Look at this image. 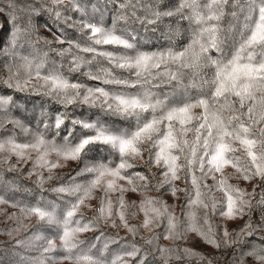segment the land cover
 Masks as SVG:
<instances>
[{
    "label": "trees",
    "instance_id": "1",
    "mask_svg": "<svg viewBox=\"0 0 264 264\" xmlns=\"http://www.w3.org/2000/svg\"><path fill=\"white\" fill-rule=\"evenodd\" d=\"M211 2L197 0L194 8L157 19L155 13L175 11L180 0H0V98L7 100L0 106V264H89L81 259L85 256L99 264H264L259 259L264 257V177L252 175L255 166L230 138L226 140L238 151L229 156L234 162L239 157L241 170L229 164L216 171L209 161L218 138L214 130L211 136L206 129L195 130L202 121L183 126L174 122L179 147L166 149L165 155L177 157L175 179L163 159L157 163L160 145L153 141L163 138L158 134L138 145L139 155L127 158L132 166L121 170L123 179L106 176L88 195L95 174L85 169L97 164L115 168L121 163L119 153L94 144L75 160L59 154L94 135L77 121L131 134L152 119L151 112L138 118L109 110L113 97L151 91L152 102L165 105L157 116L208 98L214 91L208 82L218 65L232 60L264 7V0H221L209 8ZM194 11L216 18L198 22ZM89 26L111 32L132 47L97 44L99 37H93ZM213 28L199 36L194 49L207 48L198 68L159 60V67L120 66L140 55L182 52L194 34ZM164 73L178 74L179 81L169 82ZM57 80L78 87L59 89ZM96 89L108 94L107 103ZM89 90L95 103L84 102ZM228 99L239 108L236 97ZM225 103L220 98L210 111ZM191 111L194 116L204 112L200 107ZM223 115L226 119L231 113ZM58 118L63 120L59 127ZM160 127L165 130V125ZM184 127L191 130L183 132ZM261 127L264 122L252 129L254 138H260ZM260 148L258 144L256 150ZM112 179L115 191L107 189ZM77 186L79 191H73ZM228 196L236 202L237 214L232 216L224 215ZM101 207L111 214H102ZM34 208L51 220L41 219ZM65 220L70 229L86 228L75 234L70 250L60 238ZM49 241L56 247L45 251Z\"/></svg>",
    "mask_w": 264,
    "mask_h": 264
},
{
    "label": "snow or ice",
    "instance_id": "2",
    "mask_svg": "<svg viewBox=\"0 0 264 264\" xmlns=\"http://www.w3.org/2000/svg\"><path fill=\"white\" fill-rule=\"evenodd\" d=\"M221 3V0H212L209 8ZM197 4V0H180L179 6L175 11H169L165 13H155L157 19L161 16H174L178 13H182L185 8H194ZM194 16L198 22H203L206 20L214 19L216 17L209 16L203 17L198 13ZM91 27L93 37H99L95 39L97 44H119L125 45L126 47H132L126 40L121 39L118 36L113 35L111 32L105 31L99 27ZM215 29H204L201 33H196L193 36L192 43L182 52L169 53L166 57H157L155 55H140L135 58L134 63L120 65L121 67H141L147 68L149 65L151 67H159V63L167 64L171 61L174 64H179L184 68H198L201 64V54L207 52V48L200 45L199 52L194 49L196 45L199 44V36L203 35V32H214ZM210 46H216L215 40ZM90 50V49H89ZM191 53V56H189ZM159 60V63L156 61ZM242 60L247 62L242 63ZM211 63L216 64V61H211ZM140 75V73H138ZM169 77V82L172 80L179 81V75L174 73H164ZM214 91L206 99H198L195 103H185L182 106L173 107L167 111L161 112L159 116L156 115L157 111L165 107L164 102L157 100L155 103L152 102L153 93L151 91H145L142 95L123 97L116 96L113 97L114 103H108V109L123 116H133L141 117L145 112H151L153 114L152 119L143 123L142 126L138 127V130L129 134L127 132H113L111 129L105 126H98L95 123H84L77 121L75 123H80L85 129H90L94 132V135L88 136L81 139V141L75 145V147L70 148L65 152L59 153L63 155L66 159H78L83 151L86 150L91 145L100 144L108 146L111 149L119 153L121 157V163L115 168H109L104 164H97L93 167L85 169L87 172L94 173L95 179L90 182V188L86 190L85 195L90 194L91 188H96L101 185L104 177L111 176L113 178H124L121 177V170L131 167L132 165L128 163L127 158L130 156L139 155L141 149L138 147L143 141H153L155 135L162 136V139H156L154 144L160 145V152L157 155V163L160 159H163L166 164L169 165V171L172 174V179L176 178V164L175 161L177 157L166 156V149L168 148H178L179 145L176 143V138L173 135V129L175 127L174 122H178L180 125L191 124L193 120L202 121L198 124L195 129L199 132L201 129L208 130L207 134L209 136L213 135V130L215 137L218 138L216 142L215 149L213 151L211 160L209 163L213 165L216 171H221L225 165L231 164L232 167H238L239 157L230 158L229 154L238 151V149L232 146L231 142H228L226 138H230L231 141H238L240 146L244 149L246 155L250 158L251 163L255 166V171L252 175L264 177V127L258 130L259 139L254 138L256 133L252 132V129L257 124L264 122V111L258 112V107L264 108V7L259 8V18L255 23L251 35L241 44L240 48L234 54L232 60L228 62L227 65L220 67L218 65V70L215 77L208 82ZM55 86L59 89H76L78 85L68 84L67 82L57 80L55 81ZM19 87V85H17ZM95 93H99L101 97H104V103H107L108 94L102 89H96ZM92 90H89L88 94L83 98L86 103H95L96 97ZM229 96H234L237 98L239 103V108L235 107V103L228 99ZM220 98H224L226 103L220 105L216 111H210V108L214 107ZM72 100H67V103H71ZM7 100L0 98V106L6 104ZM200 107L204 110L199 116H194L192 114V109ZM246 108V111L241 112L240 109ZM230 112L225 119L223 113ZM209 116H211V122H209ZM246 117L251 123H246L241 117ZM63 123L62 119H57L56 126L59 127ZM165 125V130H161V125ZM183 132L190 131L186 127L181 129ZM199 141L200 137H196ZM38 143H43L39 141ZM187 143V141H184ZM207 143V140L204 141ZM261 145V148L257 151V145ZM36 145H33L35 147ZM15 147H27L16 145ZM0 150H3V145H0ZM15 150V148L13 149ZM193 154H195V149H193ZM55 165H53L54 167ZM247 171V169H244ZM167 175V174H166ZM143 179V177H140ZM245 179L250 177L245 175ZM131 183V180L129 179ZM195 182V179H194ZM107 189L111 191L116 190L115 179L107 181ZM58 191H67V189L61 188ZM73 191H79V186ZM228 211L224 215L232 216L236 213V202L231 196H228ZM83 202L82 200L80 201ZM123 204V200H120ZM196 203V201H194ZM243 203H248L244 201ZM74 209L76 206H73ZM41 217V219H49L51 217L48 213L40 210L39 208H34L31 210ZM99 211L104 214L110 215V211L101 207ZM242 211V209H240ZM73 211L67 213L68 217H72ZM121 219H123V213H120ZM70 221L65 220L63 235L60 237L63 241L62 247L71 249L75 247L73 243V238L77 232L85 231L86 228H76L70 229L68 227ZM148 223L147 221L145 222ZM56 245L49 241V246L45 251H50L54 249ZM135 253H129V255H134ZM81 259L86 260L89 264H99V261L94 260L90 256L81 257ZM259 259L264 260V257Z\"/></svg>",
    "mask_w": 264,
    "mask_h": 264
}]
</instances>
